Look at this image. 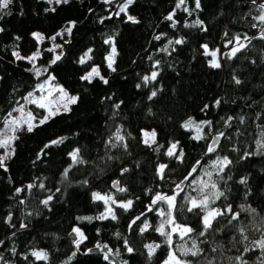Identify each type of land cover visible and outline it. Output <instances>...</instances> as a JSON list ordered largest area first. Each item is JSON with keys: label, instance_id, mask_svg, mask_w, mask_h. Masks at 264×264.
I'll return each instance as SVG.
<instances>
[{"label": "trees", "instance_id": "obj_1", "mask_svg": "<svg viewBox=\"0 0 264 264\" xmlns=\"http://www.w3.org/2000/svg\"><path fill=\"white\" fill-rule=\"evenodd\" d=\"M5 1L0 132L49 76L77 99L0 155V264H113L89 253L103 244L120 264H264V0H130L134 20L119 12L127 0ZM52 41L63 50L55 62ZM40 47L36 74L15 52ZM94 65L101 75L87 78ZM189 118L206 122L200 138ZM142 128L156 130L153 146ZM214 161L215 214L206 224L208 205L191 206L183 190L173 216L190 232L171 236L157 197ZM99 194L119 202L112 215Z\"/></svg>", "mask_w": 264, "mask_h": 264}, {"label": "rangeland", "instance_id": "obj_2", "mask_svg": "<svg viewBox=\"0 0 264 264\" xmlns=\"http://www.w3.org/2000/svg\"><path fill=\"white\" fill-rule=\"evenodd\" d=\"M62 0H50L52 5L56 2H61ZM5 0H0V5L4 4ZM130 0L125 1L119 8V12H124L128 15L129 19L134 20L135 17L129 13L128 6ZM264 20V14L262 16ZM72 25V23H71ZM64 34V31L59 33ZM34 36L39 40H44V36L41 32H35ZM68 39V36H63ZM109 41L112 44L111 51L108 53L106 60L110 67H113L115 61V55L117 52L114 38L111 37ZM50 48L53 50V57L51 62H55L60 58L63 50L62 45L58 41H52ZM206 54L210 56V63L217 67L220 61V54L216 50L206 49ZM16 56L23 57L30 60L34 64V71L36 74L41 73L42 68L38 63V57L42 55L41 47L33 51L29 55H21L18 51L15 52ZM101 75L100 69L97 65L90 68L85 76L87 78H92L94 76ZM77 97L71 95L62 86L57 85L53 82V76L47 77L43 82L37 85L36 89L30 92L25 101L19 105L9 116L5 128L0 132V155L3 159L7 158L13 152L15 139L20 135V133L26 129H32L37 122H44L50 117L57 113L68 111L71 105L76 101ZM31 105L38 106L44 110V114L39 117L36 115L34 109ZM205 121H198L194 118H189L184 122V127L186 129H191L195 138H200L203 133V128L205 126ZM141 138L149 144H153L156 141V130L154 128H142L140 130ZM219 164L214 161L212 164L205 165L202 168V172L194 175L185 184L184 189H178L171 195H159L157 200L161 203L160 212L163 215L164 222L163 226L167 227L169 234L172 236L175 233H180L181 235H187L190 229L185 226L179 225L174 220L173 211L178 195L184 190V198H189V203L191 206L205 205L207 206V201H213L215 194H217L214 184V174L218 171ZM99 198L106 201L110 208H108L107 214L112 215V202L119 203L115 197L111 194L108 195H97ZM211 203V202H210ZM215 209L207 206L205 213V223L209 224L213 214H215ZM77 238H81L83 233L81 229L76 228L74 231ZM156 246L151 245L150 250H153ZM35 255L37 258H46L47 253L43 250H36ZM112 256V255H111ZM113 257V256H112ZM178 262L173 256H171L165 264H175ZM11 264V263H8Z\"/></svg>", "mask_w": 264, "mask_h": 264}, {"label": "built area", "instance_id": "obj_3", "mask_svg": "<svg viewBox=\"0 0 264 264\" xmlns=\"http://www.w3.org/2000/svg\"><path fill=\"white\" fill-rule=\"evenodd\" d=\"M68 238L72 241V243L74 245L77 244V241H78V238L77 236L71 232L69 235H68ZM89 253L90 254H98V253H104L106 258L113 264H120V262L115 259L114 257L111 256L110 252H109V249L107 247L106 244H103L102 246L100 247H94L92 249L89 250Z\"/></svg>", "mask_w": 264, "mask_h": 264}, {"label": "water", "instance_id": "obj_4", "mask_svg": "<svg viewBox=\"0 0 264 264\" xmlns=\"http://www.w3.org/2000/svg\"><path fill=\"white\" fill-rule=\"evenodd\" d=\"M261 35H262V37L264 38V26H263V28H262V30H261ZM219 140H220V137H219V136L215 137V138L213 139L212 143H211L212 146H215V145L218 143ZM114 186H115L116 188L119 187V185H118L117 183H115Z\"/></svg>", "mask_w": 264, "mask_h": 264}, {"label": "bare ground", "instance_id": "obj_5", "mask_svg": "<svg viewBox=\"0 0 264 264\" xmlns=\"http://www.w3.org/2000/svg\"><path fill=\"white\" fill-rule=\"evenodd\" d=\"M144 141V140H143ZM156 141H157V135H156ZM156 141L153 143V144H149V143H147L148 145H150V147L151 146H153L155 143H156ZM145 142V141H144ZM146 143V142H145ZM175 148V147H174ZM174 148H172V149H174ZM72 242V241H71ZM108 247V246H107Z\"/></svg>", "mask_w": 264, "mask_h": 264}]
</instances>
